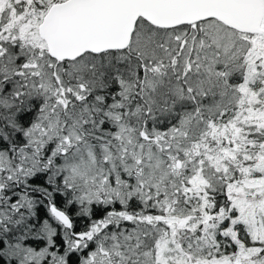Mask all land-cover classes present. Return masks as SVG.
I'll return each instance as SVG.
<instances>
[{
	"label": "snow or ice",
	"instance_id": "1",
	"mask_svg": "<svg viewBox=\"0 0 264 264\" xmlns=\"http://www.w3.org/2000/svg\"><path fill=\"white\" fill-rule=\"evenodd\" d=\"M0 264H264V0H0Z\"/></svg>",
	"mask_w": 264,
	"mask_h": 264
}]
</instances>
